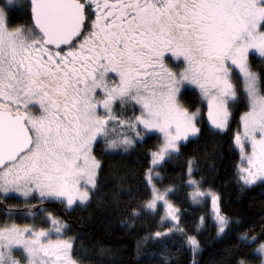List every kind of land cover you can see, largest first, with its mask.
<instances>
[{
    "label": "snow or ice",
    "instance_id": "1",
    "mask_svg": "<svg viewBox=\"0 0 264 264\" xmlns=\"http://www.w3.org/2000/svg\"><path fill=\"white\" fill-rule=\"evenodd\" d=\"M12 9L25 10L28 22L15 25ZM252 52L264 58V0H5L0 193L33 199L38 193L41 201L68 208L86 204L101 168L96 145L102 143L106 153H127L158 134L148 153L147 199L130 216L158 215L161 227L171 226L145 240L163 243L180 234L195 256L200 242L180 227L182 210L171 199L178 188L165 184L158 169L201 131L200 109L181 103L193 86L216 130L230 127V109H247L233 134L240 156L235 180L241 189L264 182V72L254 70ZM129 106L131 117L125 114ZM184 175L190 206L211 205L195 230L211 220L217 235L225 234L232 218L222 197L204 188L203 177L196 178L192 159ZM21 211L9 208L7 214ZM29 215L35 219L30 209ZM45 222L50 227L0 226V264H78L74 238H63L68 226L51 213ZM240 240L251 250L248 255L264 264V229L243 233ZM236 264L253 262L243 258Z\"/></svg>",
    "mask_w": 264,
    "mask_h": 264
},
{
    "label": "trees",
    "instance_id": "2",
    "mask_svg": "<svg viewBox=\"0 0 264 264\" xmlns=\"http://www.w3.org/2000/svg\"><path fill=\"white\" fill-rule=\"evenodd\" d=\"M10 15L15 25L29 20L23 9H12ZM249 59L255 71L264 72V58L250 55ZM181 103L190 110L200 109L197 127L201 131L198 137L183 143L180 155L158 171L166 177L165 184L178 188L171 199L182 210L180 227L188 235L196 236L200 251L194 256L186 242L187 237L180 234L163 243L145 240V237L170 226L161 227L158 215L144 214L138 219L130 216L131 209L147 199L144 186L145 171L150 163L148 153L158 142V134H150L127 153H106L102 143L95 146L94 155L101 168L97 187L90 202L84 206L68 210L59 201L45 200L39 203L43 211L39 205L32 209L35 216L39 215L43 227L48 222L42 214L48 213L68 226L64 238H74V258L79 264H236L243 258L258 264L248 255L251 250L241 244L240 236L243 233L257 235L264 229V182L258 181L241 189L235 180L240 156L233 146V134L239 126V115L247 109L243 106L231 109L234 118L230 127L219 131L208 125L204 114L206 106L193 88L188 87ZM128 108L131 111L127 117H130L134 113L131 106ZM189 159L194 161L196 178L203 177L204 188L222 197V208L232 218L230 229L221 236H217L211 220L199 233L195 230L199 218L210 214L211 205L209 201L200 206H190L185 199L190 189L182 187L180 177L187 179L184 174ZM32 219L23 218L19 223L30 224ZM0 223H6L1 215Z\"/></svg>",
    "mask_w": 264,
    "mask_h": 264
},
{
    "label": "rangeland",
    "instance_id": "3",
    "mask_svg": "<svg viewBox=\"0 0 264 264\" xmlns=\"http://www.w3.org/2000/svg\"><path fill=\"white\" fill-rule=\"evenodd\" d=\"M5 2V0H3V3ZM16 3L17 4H24V3H26V0H16ZM250 55H256L257 57H260V55H259V53H256V52H252V53H250ZM173 63H175V60L173 59ZM171 66V65H170ZM188 87H191V88H193L194 89V87L193 86H188ZM197 93H198V95H199V92H198V90H196V89H194ZM200 97V96H199ZM206 106V105H205ZM118 107V106H117ZM206 109H205V116H206V121H207V123H208V125L210 124L211 125V123H210V121L208 120V117H207V107H205ZM197 109H199V108H197ZM196 109V110H197ZM196 110H191V111H196ZM231 110V109H230ZM131 111V109H129V108H127L126 110H125V114H126V116H128V115H130V112ZM243 113V112H242ZM241 113V114H242ZM136 115V114H135ZM137 115H139V111H138V114ZM132 116V115H131ZM130 116V117H131ZM199 117V116H198ZM212 126V125H211ZM220 131V130H219ZM36 196H37V198H35V199H33L31 196L30 197H22V196H19V194H17V193H9V194H2V193H0V211H1V216L4 218V221L6 222V223H16V224H18V225H20L21 227H23L24 225H32V224H36L37 225V227L39 228V227H43L42 225H41V220H40V217H39V215H37V216H35V217H37V221H35L34 219H32L33 217H32V215H29V210H23V209H21V207L22 206H25V207H27V208H30V206H31V204H33L34 206L35 205H37V204H41L43 201H41L39 198H38V193L37 194H35ZM40 204H39V206L38 207H41L40 206ZM8 206L9 208H14V209H21L22 211L18 214V216H14V215H12L11 216V218H9V215L6 213L7 211L4 209V206ZM63 206H64V208H66V209H68V210H71V209H73L74 208V206L72 207V208H68L65 204H63ZM80 206H84V204L83 205H80ZM39 209H43V207H41V208H39ZM32 210V209H31ZM44 210V209H43ZM33 211V210H32ZM5 213V215H2V213ZM43 215V217H45L47 214H42ZM23 218H30V219H32V221L30 220V224H23L22 222L21 223H19V221H21ZM5 224V223H4ZM4 224H1L0 223V226H3ZM169 226H171V225H169ZM48 227H50V223H48L47 224V226H45L44 228H48ZM216 233H217V231H216ZM194 236V235H193ZM217 236H221V235H217ZM64 238V237H63ZM19 258V257H18ZM79 264V263H78Z\"/></svg>",
    "mask_w": 264,
    "mask_h": 264
},
{
    "label": "flooded vegetation",
    "instance_id": "4",
    "mask_svg": "<svg viewBox=\"0 0 264 264\" xmlns=\"http://www.w3.org/2000/svg\"><path fill=\"white\" fill-rule=\"evenodd\" d=\"M19 25H20V24H19ZM22 25H24V23H23ZM31 205H32V206H31L30 208H27V209H25V210H29V209L31 210V209H34L35 207H37V205H36V206H33V204H31ZM21 208H22V207H21ZM4 209L7 211V209H9V207L5 205V206H4ZM11 209H14V208H11ZM1 211H2V210H1ZM1 211H0V215H1ZM31 212L35 214L34 211L31 210ZM6 213H7V212H6ZM2 215H5V213L3 212ZM14 216H18V214H17V215H14Z\"/></svg>",
    "mask_w": 264,
    "mask_h": 264
}]
</instances>
